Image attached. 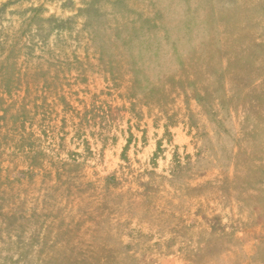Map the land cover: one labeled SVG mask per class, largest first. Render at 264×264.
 <instances>
[{
	"label": "rangeland",
	"instance_id": "1",
	"mask_svg": "<svg viewBox=\"0 0 264 264\" xmlns=\"http://www.w3.org/2000/svg\"><path fill=\"white\" fill-rule=\"evenodd\" d=\"M0 264H264V0H0Z\"/></svg>",
	"mask_w": 264,
	"mask_h": 264
}]
</instances>
